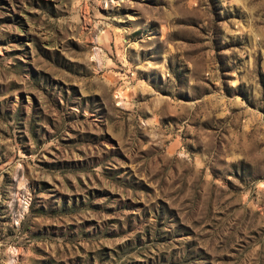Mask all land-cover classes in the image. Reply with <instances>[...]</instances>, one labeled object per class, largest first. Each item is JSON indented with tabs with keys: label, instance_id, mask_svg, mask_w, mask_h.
I'll return each instance as SVG.
<instances>
[{
	"label": "rangeland",
	"instance_id": "rangeland-1",
	"mask_svg": "<svg viewBox=\"0 0 264 264\" xmlns=\"http://www.w3.org/2000/svg\"><path fill=\"white\" fill-rule=\"evenodd\" d=\"M0 264H264V0H0Z\"/></svg>",
	"mask_w": 264,
	"mask_h": 264
}]
</instances>
